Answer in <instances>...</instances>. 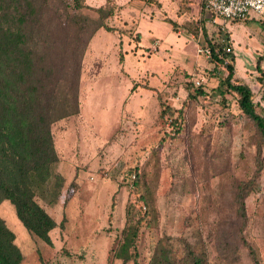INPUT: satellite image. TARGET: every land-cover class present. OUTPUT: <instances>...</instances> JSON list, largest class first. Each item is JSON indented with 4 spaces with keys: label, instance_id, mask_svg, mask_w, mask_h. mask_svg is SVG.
Returning <instances> with one entry per match:
<instances>
[{
    "label": "rangeland",
    "instance_id": "rangeland-1",
    "mask_svg": "<svg viewBox=\"0 0 264 264\" xmlns=\"http://www.w3.org/2000/svg\"><path fill=\"white\" fill-rule=\"evenodd\" d=\"M43 1L28 9L29 36ZM144 1L139 11L153 18L141 21L145 41L159 38V51H133L132 29L130 52L97 32L81 61L82 114L52 126L61 169L49 184L29 182L56 228L31 236L0 203V227L11 233H0V248L17 264H264V143L228 91L226 69L195 47L205 32L228 37L231 83L248 86L264 114V23L252 15L225 28L202 0Z\"/></svg>",
    "mask_w": 264,
    "mask_h": 264
},
{
    "label": "trees",
    "instance_id": "trees-1",
    "mask_svg": "<svg viewBox=\"0 0 264 264\" xmlns=\"http://www.w3.org/2000/svg\"><path fill=\"white\" fill-rule=\"evenodd\" d=\"M58 1L62 11L49 0L43 1L29 36L28 9L33 0H0V203L8 201L27 233L41 240L48 238L57 223L35 201L29 182L36 179L49 184L56 177L52 126L79 113L81 61L95 33L117 31L107 23L117 12L110 0L99 8L87 6L84 0ZM247 19L255 18L241 20ZM255 20L264 23V17ZM204 40L202 47L207 46L228 72L224 80L228 91L238 97L239 109L264 143V114L257 113L250 88L231 83L233 57L228 63L223 52L221 59L214 54L231 47L228 37L211 41L205 32ZM0 233L10 231L0 227ZM11 258L0 248V264H17Z\"/></svg>",
    "mask_w": 264,
    "mask_h": 264
},
{
    "label": "crops",
    "instance_id": "crops-1",
    "mask_svg": "<svg viewBox=\"0 0 264 264\" xmlns=\"http://www.w3.org/2000/svg\"><path fill=\"white\" fill-rule=\"evenodd\" d=\"M110 1L116 6L117 12H116V15L114 17L110 18L107 23L110 27L118 28V30L116 32H114L115 34H113V32H108L104 29H100V30H103V33L107 34V35H103V37L105 36L106 38H108V42L111 43L113 46H117V47H120L121 45L126 46L127 48H124V49H127L128 52H130V49L128 48V46H130V45L128 44V42H129V40H131L129 38V36L131 35L130 30L132 29L133 35L130 37L138 36L137 41L131 40V48L133 49V51L140 50L142 53H144L145 57H149L152 54L157 53L159 51V48L162 45L161 40L159 38H149V42L146 44V41H145L146 35L145 34L147 32L145 33V31L142 29L141 21L146 20V22H150L153 19V18H151L152 17L151 13H149L150 15L147 14V12H148L147 6L142 12L139 11V8L137 7L138 3L140 4L141 1L144 3L145 1L144 0H110ZM84 2L89 7L99 8L101 6H104L106 4L107 0H84ZM201 2H202L201 5H202V9H203V5H204L205 0H202ZM211 17H213V16H211ZM214 18L219 19L216 17H214ZM230 22L231 21L223 22L225 28L227 26H229ZM166 23H168V22H166ZM168 25H169L168 30L174 32L172 25L170 23H168ZM100 30H98L97 32H99ZM119 30H127V32L126 33L123 32L122 34L119 35V33H118ZM97 32L95 33V35L93 36V38L91 39V41L89 43L90 50L89 49L87 50L88 54L93 51V50H91V48H93L92 45L94 44L95 38H97L99 36V35L98 36L96 35ZM97 43L98 42H96V44ZM195 47L198 49L197 44ZM94 48L96 49L95 50V56H101L102 51H104V47L103 46H101V47L95 46ZM186 48H189V49L183 51L185 55L191 54L193 52V47L186 46ZM170 49H172V47H170ZM142 53H140L139 56H141ZM118 54H119V51H118ZM80 94L81 93H80V89H79L80 109H79V113L77 114L78 116H80L82 114V105L84 103H86V100L84 98L81 99ZM120 105H121L120 108H122V106H123L122 102H120ZM54 147H55V150L57 151L56 146H55V141H54ZM58 157H59V155H58ZM62 164H63L62 161H60V159L58 158L57 167L61 169ZM56 170H58V169H56Z\"/></svg>",
    "mask_w": 264,
    "mask_h": 264
},
{
    "label": "built area",
    "instance_id": "built-area-1",
    "mask_svg": "<svg viewBox=\"0 0 264 264\" xmlns=\"http://www.w3.org/2000/svg\"><path fill=\"white\" fill-rule=\"evenodd\" d=\"M203 10L223 22L241 20L252 15L264 17V0H205ZM229 48L224 47L222 50L223 54H231L232 49ZM198 54L203 55L207 59H213V54L207 46L199 47L197 49ZM214 54L218 59L223 57V54L218 51H215ZM201 84V81H195L196 86H201Z\"/></svg>",
    "mask_w": 264,
    "mask_h": 264
}]
</instances>
